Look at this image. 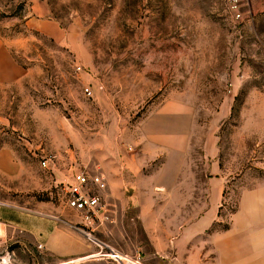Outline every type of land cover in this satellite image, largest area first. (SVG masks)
Here are the masks:
<instances>
[{"label":"rangeland","instance_id":"374dc122","mask_svg":"<svg viewBox=\"0 0 264 264\" xmlns=\"http://www.w3.org/2000/svg\"><path fill=\"white\" fill-rule=\"evenodd\" d=\"M45 1L60 38L31 25L32 0H0V206L66 217L147 264H200L264 179V0ZM78 171L107 184L101 225L65 204ZM216 182L217 217L185 244L181 199L208 213Z\"/></svg>","mask_w":264,"mask_h":264},{"label":"crops","instance_id":"0c3cea01","mask_svg":"<svg viewBox=\"0 0 264 264\" xmlns=\"http://www.w3.org/2000/svg\"><path fill=\"white\" fill-rule=\"evenodd\" d=\"M29 11L33 27L60 38L59 26L48 20L50 8L45 0H32ZM158 155L157 152L143 154L138 160L142 163L156 159ZM216 185L219 186V182ZM224 187L225 184H222L216 188L211 201L216 207L208 213L203 209V200L193 211L188 209V197L181 199V234L185 244L212 225ZM65 220L66 217L59 220L58 217L0 206V245L6 252L10 249L15 257L18 250L26 252L34 249L43 255L41 264H112L93 257L95 244ZM203 247L204 258L200 264H264V179L253 187L239 191L228 227L208 233ZM196 248L199 252L200 247L196 245ZM37 264H40L39 258Z\"/></svg>","mask_w":264,"mask_h":264},{"label":"built area","instance_id":"2783aa9c","mask_svg":"<svg viewBox=\"0 0 264 264\" xmlns=\"http://www.w3.org/2000/svg\"><path fill=\"white\" fill-rule=\"evenodd\" d=\"M235 16L239 17L240 15L236 13ZM84 91L87 95L91 93L88 88H85ZM51 162L52 157H43L39 164L42 168H48ZM106 186L107 184L101 175L78 171L72 174L71 180L66 184L65 204L68 208L76 211L85 224L101 225L108 219L101 200V192L105 190ZM74 229L82 232L95 244V258L106 260L112 264H147L138 252L133 254L123 253L95 238L88 237V234L82 230ZM11 261L12 257L10 255L1 260L3 264H11Z\"/></svg>","mask_w":264,"mask_h":264},{"label":"bare ground","instance_id":"6f19581e","mask_svg":"<svg viewBox=\"0 0 264 264\" xmlns=\"http://www.w3.org/2000/svg\"><path fill=\"white\" fill-rule=\"evenodd\" d=\"M95 255L93 254V257H94Z\"/></svg>","mask_w":264,"mask_h":264}]
</instances>
